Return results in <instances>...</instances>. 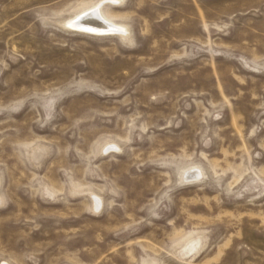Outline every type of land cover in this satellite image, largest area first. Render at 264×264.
<instances>
[{"label":"rangeland","instance_id":"rangeland-1","mask_svg":"<svg viewBox=\"0 0 264 264\" xmlns=\"http://www.w3.org/2000/svg\"><path fill=\"white\" fill-rule=\"evenodd\" d=\"M0 264H264V0H0Z\"/></svg>","mask_w":264,"mask_h":264},{"label":"bare ground","instance_id":"bare-ground-1","mask_svg":"<svg viewBox=\"0 0 264 264\" xmlns=\"http://www.w3.org/2000/svg\"><path fill=\"white\" fill-rule=\"evenodd\" d=\"M70 25L78 28H87L95 31L117 30L118 28L105 20L99 13V6L92 8L88 13L79 15L70 21ZM79 29V28H78ZM103 33V32H102Z\"/></svg>","mask_w":264,"mask_h":264}]
</instances>
